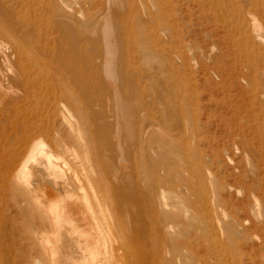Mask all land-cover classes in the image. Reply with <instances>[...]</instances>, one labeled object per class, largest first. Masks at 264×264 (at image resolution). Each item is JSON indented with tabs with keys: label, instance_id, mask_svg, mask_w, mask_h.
Listing matches in <instances>:
<instances>
[{
	"label": "rangeland",
	"instance_id": "374dc122",
	"mask_svg": "<svg viewBox=\"0 0 264 264\" xmlns=\"http://www.w3.org/2000/svg\"><path fill=\"white\" fill-rule=\"evenodd\" d=\"M0 1V256L135 264L147 252L158 264H264V0ZM51 16L73 25L76 46ZM72 50L77 79L55 69ZM28 145L36 149L24 173L15 160ZM187 165L202 176L214 228L187 205ZM17 174L32 195L16 187ZM64 206L68 221L41 230L46 209ZM14 238L20 253L6 247Z\"/></svg>",
	"mask_w": 264,
	"mask_h": 264
},
{
	"label": "bare ground",
	"instance_id": "6f19581e",
	"mask_svg": "<svg viewBox=\"0 0 264 264\" xmlns=\"http://www.w3.org/2000/svg\"><path fill=\"white\" fill-rule=\"evenodd\" d=\"M56 1V0H55ZM148 1H150V0H148ZM159 1V0H158ZM1 3H2V1H0ZM46 2H48V0H46ZM53 2V1H52ZM59 1H57L56 3L57 4H59L58 3ZM151 2V1H150ZM149 2V3H150ZM50 3V2H49ZM159 3V2H158ZM3 4V3H2ZM48 5V3H45V6L48 8L47 10L49 11V7L47 6ZM160 4H162L161 3V1H160ZM160 4H159V6H160ZM44 4H42L41 6H43ZM50 5V4H49ZM52 5V4H51ZM156 5V4H155ZM2 5L0 4V7H1ZM3 6H6V5H3ZM53 6V5H52ZM55 6V5H54ZM53 6V7H54ZM58 6V8L60 7L59 5H57ZM156 6H158V5H156ZM46 7H44V8H46ZM41 8H43V7H41ZM43 8V9H44ZM51 8V7H50ZM160 8H161V6H160ZM43 9H42V11H43ZM56 9V8H55ZM163 9V8H162ZM46 10V11H47ZM51 10L53 11V9L51 8ZM57 10V9H56ZM61 10V9H60ZM59 10V11H60ZM164 11V10H163ZM44 12V11H43ZM56 12V11H55ZM152 13V12H151ZM53 14L55 15V13L53 12ZM154 14V13H153ZM152 14V15H153ZM46 16V15H45ZM53 16V15H52ZM52 16H51V20H53L52 22L54 23V19L52 18ZM155 16V15H154ZM43 17V16H42ZM57 17H59V16H57ZM61 17V16H60ZM45 18H47V17H45ZM154 18V17H153ZM42 19V18H41ZM44 19V18H43ZM43 19H42V22H43ZM48 19V18H47ZM47 19H46V22H47ZM58 19V18H57ZM49 20V19H48ZM10 21V20H9ZM50 21V20H49ZM48 21V22H49ZM58 21H59V23L58 22H56V23H52L53 24V26L52 27H54V28H57L60 32H61V37H62V39L61 40H67L69 43H71L72 45H73V47L74 46H76V43H77V41L76 40H74L73 39V33H71L70 31L71 30H73V25L70 23V24H64L65 22H63V24L62 23H60V21H62V20H59L58 19ZM40 22V21H39ZM39 22H37V24L39 23ZM42 22H41V24L40 25H42ZM47 22V23H48ZM68 22V21H67ZM35 23H36V20H33L32 21V24L33 25H35ZM29 24V23H28ZM43 24H45V22L43 23ZM49 24V23H48ZM46 25V27H44L45 29L46 28H48V25L47 24H45ZM45 25H43V26H45ZM1 27L2 26H4V25H0ZM29 27H32L31 25L29 26ZM51 27V28H52ZM91 27V26H90ZM43 27H41V29H42ZM2 29V28H1ZM1 29H0V33H1ZM40 29V28H39ZM43 30V31H45L44 33H48L47 32V30L48 29H46V30ZM29 30H31V29H29ZM28 30V31H29ZM35 30H38V29H36L35 28ZM52 30H54V29H52ZM58 30H57V32H58ZM3 31V30H2ZM4 31H7V30H5L4 29ZM51 31V30H50ZM257 31V30H256ZM35 32V31H34ZM34 32H32V33H34ZM36 32H39V31H36ZM54 32V31H53ZM53 32H50V33H53ZM55 32H56V30H55ZM59 32V33H60ZM5 33V32H4ZM31 33V34H32ZM259 33V32H258ZM41 34V33H40ZM46 34H44L43 36H47L48 37V34L46 35ZM54 34V33H53ZM263 34V33H262ZM37 35V34H36ZM50 35V34H49ZM31 36V35H30ZM34 36V35H33ZM33 36H31V37H33ZM38 36V35H37ZM36 36V37H37ZM51 36H52V34H51ZM256 36V35H255ZM29 37V36H28ZM40 37H42V36H40L39 35V38ZM50 37V36H49ZM48 37V38H49ZM46 38V37H45ZM51 38V37H50ZM52 38H54V36L52 37ZM257 38V37H256ZM262 38V37H261ZM29 39H31L30 37H29ZM41 39V38H40ZM40 39H39V41H38V39H37V41L40 43ZM47 39V38H46ZM45 39V40H46ZM55 39V38H54ZM44 39L42 40L43 41V43L45 44V41ZM48 40H50V39H48ZM257 40V39H256ZM30 41V40H29ZM33 41H36V40H32L31 41V43L33 42ZM36 41V42H37ZM53 41V40H52ZM262 41V40H261ZM37 42V43H38ZM46 42H48V41H46ZM50 42V41H49ZM262 43V42H261ZM264 43V42H263ZM262 43V44H263ZM49 44V43H48ZM47 44V45H48ZM34 45H35V43H34ZM39 45H42V44H39ZM29 46H32V44H30ZM43 46H46V45H43ZM47 47V46H46ZM43 48V47H42ZM47 49V48H46ZM245 49V48H244ZM262 49H263V47H262ZM261 49V50H262ZM35 50V49H34ZM73 51L74 50H72V55H71V57L69 58V57H67L66 58V56H62V57H60V60H59V68L58 67H56L55 69H61V70H68L69 71V73L72 75V77H73V75H74V77H75V75H76V79H77V72H78V70H77V63L76 62H73L74 60V53H73ZM250 51V50H249ZM241 52H243V51H241ZM248 52V51H247ZM244 53V52H243ZM250 53V52H249ZM249 53H247V54H249ZM260 53V50L258 51V53L256 54V55H258ZM251 54V53H250ZM264 54V53H263ZM108 55V54H107ZM253 55V54H252ZM262 55V54H261ZM261 55H258L259 57L261 56ZM245 56H247V55H245ZM248 57V56H247ZM255 57V56H254ZM254 57H253V59H254ZM32 58V57H31ZM246 58V57H245ZM249 59V58H248ZM35 60V59H34ZM33 60V61H34ZM36 60H37V58H36ZM263 60H264V58H263ZM251 61V60H250ZM253 61H255V60H253ZM31 62V61H30ZM248 62V61H247ZM37 63H39V62H37ZM250 63V62H249ZM39 64H41V63H39ZM60 64H61V66H60ZM247 64V63H246ZM254 64H256V63H254ZM254 64L252 65V66H254ZM43 65H46V64H43ZM248 65V64H247ZM260 65H261V63H260ZM37 66V65H36ZM249 66V65H248ZM248 66H247V68H248ZM256 66H258V65H256ZM256 66H254V68L256 67ZM261 66H264V65H261ZM250 67H251V65H250ZM260 67V66H259ZM39 68V67H38ZM47 68V67H46ZM253 68V69H254ZM262 68V67H261ZM37 70V69H36ZM42 70L43 69H41V73H43L42 72ZM45 70V69H44ZM60 70V71H61ZM264 70V69H263ZM51 71V70H50ZM52 71H54V70H52ZM55 71H57V70H55ZM253 72H254V70H253ZM256 72V71H255ZM254 72V73H255ZM254 73L252 74V75H254ZM35 74H36V72H35ZM48 74L50 75V73L48 72ZM60 74H62V73H60ZM246 74V73H245ZM250 74V75H251ZM44 75H46V73L45 74H43V77H45ZM57 75V74H56ZM64 75H67V74H65L64 73ZM248 75V74H247ZM50 76H52V74L50 75ZM55 76V75H54ZM53 76V77H54ZM257 76H259V75H257ZM63 77V76H62ZM253 77V76H252ZM39 78V77H38ZM50 78V77H49ZM57 78V77H56ZM245 78H247L246 77V75H245ZM254 78H256V77H254ZM44 79V78H43ZM54 79V78H53ZM58 79H60V78H58ZM74 79V78H73ZM38 80H40V79H38ZM37 80V81H38ZM243 80V79H242ZM248 80H249V77H248ZM247 80V81H248ZM251 80L252 81H256L257 79H252L251 78ZM262 80H264V79H262ZM36 81V80H35ZM36 81V82H37ZM45 81H46V79H45ZM244 81V80H243ZM245 82V81H244ZM264 82V81H263ZM40 83V82H39ZM45 83V82H44ZM248 83H250V82H248ZM252 83V82H251ZM248 84V85H255V84H257L256 82H255V84L254 83H252V84ZM261 83V82H260ZM244 84V83H243ZM246 84H247V82H246ZM262 84H264V83H262ZM244 86H246V85H244ZM253 86H252V89H253ZM255 86H260V85H255ZM255 86H254V88H255ZM39 87H42L41 85L39 86ZM264 87V86H263ZM44 88V87H43ZM45 88H46V86H45ZM62 88V87H61ZM249 88V87H248ZM250 89V88H249ZM63 90V88L61 89V91ZM251 90V89H250ZM250 90H249V92H250ZM57 91H60V90H54V94H56L57 93ZM61 94H62V92H61ZM263 96H264V94H262ZM11 96V95H10ZM10 96H9V98H10ZM261 96V95H260ZM247 97V96H246ZM12 99V98H11ZM10 99V100H11ZM255 99V98H254ZM258 99V98H257ZM260 99V98H259ZM263 99V98H262ZM9 100V101H10ZM247 100V99H246ZM244 101H245V99H244ZM248 101V100H247ZM257 101V100H256ZM258 101H260V100H258ZM8 101L6 100V102L5 103H7ZM264 102V101H263ZM246 104V103H245ZM248 105H249V102H248ZM250 106H251V104H250ZM254 106V105H253ZM255 108V107H254ZM251 109V108H250ZM254 110V109H253ZM252 112V111H251ZM186 120V119H185ZM187 129V128H186ZM194 130V129H193ZM187 131V130H186ZM190 131H191V129H190ZM189 131V132H190ZM194 132V131H193ZM190 134V133H189ZM192 135V134H191ZM190 137V136H189ZM192 137H193V135H192ZM165 138H167V137H165ZM192 139H190V141H191ZM167 141V140H166ZM194 141V140H193ZM41 142V141H40ZM40 142H38V143H40ZM186 143H188L187 141L185 142V144ZM37 144V143H36ZM35 144V145H36ZM184 144V145H185ZM193 147V146H192ZM186 148V147H185ZM34 149H36V148H33L32 147V149H30V146L28 145L27 146V148H26V150H25V152L24 153H26V152H28V150L30 151L28 154H29V157L27 158L26 157V159L24 158L23 159V156H24V153L22 154V156L20 155L19 157H18V159L17 160H15L16 162V164L17 165H20L21 164V168H22V170H23V172L25 173H28L29 172V168H28V162H29V159H31L32 157H33V153H34ZM192 149V148H191ZM184 150V149H183ZM173 151V150H172ZM171 151V156H172V158H173V156H174V152H172ZM192 151H194V150H192ZM124 152V151H123ZM196 152H197V150H196ZM41 153L42 154H44L45 156H48L45 152H44V150H41ZM51 153V152H50ZM32 154V155H31ZM175 154H176V151H175ZM178 154V153H177ZM192 154V153H191ZM190 154V155H191ZM179 155V154H178ZM184 156H185V153L183 154ZM188 155V154H187ZM189 155V157H192V156H190ZM192 155H194V154H192ZM28 156V155H27ZM125 156V155H124ZM183 157V156H182ZM180 159V158H179ZM186 159V158H185ZM182 160V159H181ZM183 160H184V158H183ZM182 160V161H183ZM191 160H193V159H191ZM172 161V160H171ZM174 161V160H173ZM180 163H181V161H180ZM180 163H178V165H182V164H184V163H182V164H180ZM187 163H189V162H187ZM193 165H194V163H193ZM49 166V167H48ZM47 167L48 168H52V165H51V163H49V165H48ZM182 166H184V165H182ZM180 167L179 166V168L181 169V172H182V170L185 168H183V167ZM187 166H189V165H187ZM195 166V165H194ZM192 167V168H190V166L189 167H187L188 168V170H186V168H185V172H186V176L187 177H185L183 180H184V182H185V187L184 188H186V190L188 191V193H191L193 196L192 197H194V200H192V201H190L189 200V197H188V200L186 199V201L187 202H189L190 204H187V205H190V207H192V209H196L197 211L200 209L201 211L202 210H204V215H205V217L204 218H202L203 219V221H204V225L205 224H207V228H209V227H211L212 226V228H214V226H215V224L217 225V222H216V218L214 219L213 217V213H214V211H215V207L214 206H212V205H209L208 203H209V198L206 196L207 194H206V191H205V186H204V184H203V180H202V176H201V179H199L200 177H199V175H198V173L196 172V167ZM183 168V169H182ZM199 170V169H198ZM202 170V169H201ZM180 172V173H181ZM184 172V173H185ZM18 173V172H17ZM183 173V174H184ZM22 174V173H21ZM182 174V175H183ZM203 174V173H202ZM15 175V174H14ZM24 176V175H23ZM177 176V175H176ZM185 176V175H184ZM13 177H16V187H18V188H20L24 193H29V194H31L32 195V192L34 191L35 192V186L32 184V182H29V181H26L25 179H22L20 176H18V174H17V176H13ZM180 177V176H179ZM169 179V178H168ZM21 180V181H20ZM159 180V179H158ZM157 180V181H158ZM179 180V179H178ZM177 182V181H176ZM183 182V181H182ZM14 182H13V180L11 179L10 180V185H13V184H15ZM167 183V182H166ZM72 184V183H71ZM14 186V185H13ZM65 187H67V190L71 187L70 186V182H65V184H64V186H63V188L65 189ZM37 188V187H36ZM133 188V187H132ZM161 188V187H160ZM134 189H136V188H134ZM133 189V190H134ZM16 190H18V189H16ZM129 190V189H128ZM158 190V189H157ZM181 190V189H180ZM129 191H131V190H129ZM18 192V191H17ZM17 192H16V194H17ZM128 192V191H127ZM20 193V195H21V193L22 192H19ZM132 193H134V192H132ZM164 193V192H163ZM181 193V192H180ZM126 194V193H125ZM129 193H127V197L129 196L128 195ZM161 194V193H160ZM176 194V193H175ZM26 195V194H25ZM163 195V194H162ZM180 195V194H179ZM22 196H23V194H22ZM135 196V195H134ZM161 196V195H160ZM176 196V195H175ZM213 196V195H212ZM70 197V196H69ZM157 197H159V196H157ZM134 198H137V197H134ZM159 198H161V197H159ZM158 198V199H159ZM191 198V197H190ZM215 198V196H213V199ZM70 199V198H69ZM75 199V198H74ZM73 199V200H74ZM129 199H132V198H129ZM178 199H179V197H178ZM192 199V198H191ZM209 199V200H208ZM24 200V199H23ZM68 200V199H67ZM73 200L71 201V200H69V201H71V202H73ZM127 200V199H126ZM185 200V199H184ZM184 200H183V202H184ZM26 201V200H25ZM75 201V200H74ZM79 201V200H78ZM77 201V202H78ZM132 201V200H131ZM133 201H134V199H133ZM135 201H137V200H135ZM21 202V201H20ZM27 202V201H26ZM56 202V201H55ZM61 202V201H60ZM60 202H56L57 204V206H58V203H60ZM139 202V201H138ZM28 203V205H29V201L27 202ZM76 203V202H75ZM74 203V204H75ZM125 203V202H124ZM123 203V204H124ZM136 203V202H135ZM164 203V202H163ZM185 203V202H184ZM184 203H183V205L182 206H184ZM39 205H43V204H40V203H38ZM55 204V203H54ZM60 204H62V202L60 203ZM59 204V205H60ZM65 203H63L61 206H63ZM70 204V203H69ZM79 204V203H78ZM130 204V203H129ZM186 204V203H185ZM260 204V203H259ZM38 205V206H39ZM50 205V204H49ZM72 205V204H71ZM126 205V204H125ZM137 205L138 204H136V206L135 207H137ZM30 206V205H29ZM28 206V207H29ZM44 206V205H43ZM51 206V205H50ZM50 206H48L47 208H49ZM121 206V205H120ZM75 207V206H74ZM74 207H72L73 209H74ZM82 207V206H81ZM128 207H129V205H128ZM150 207V206H149ZM260 207V206H259ZM67 208V207H66ZM65 208V206L64 207H55V209H51V211H50V214H49V211H48V209H46V207H45V209L47 210L46 212H48V216H49V218H47L44 222H42V227H40V229L41 230H43L44 231V229L47 227V225H48V227H55V229H56V227L59 229L62 225H63V223L64 222H67L68 221V219H66L65 218V216L67 215V214H69L70 213V211H67V209ZM71 208V210L73 211V209ZM130 208H132V207H130ZM172 208V207H171ZM39 209H42V207L41 208H39ZM44 209V208H43ZM45 209L43 210V211H45ZM128 208H127V206H126V212H128V210H127ZM136 210H137V208H135ZM258 209H261V208H258ZM69 210V209H68ZM125 210V209H124ZM123 210V211H124ZM134 210V206H133V208H132V211ZM196 210L194 211V212H196ZM24 211V210H23ZM40 211V210H39ZM78 210L76 209V211L75 212H72V214H74V213H76ZM130 211V210H129ZM139 211V210H138ZM137 211V212H138ZM188 211H189V209H188ZM192 211V210H191ZM194 212L192 211V214H194ZM129 213V212H128ZM131 213V212H130ZM141 213H142V211H141ZM183 213V212H182ZM196 213H198V212H196ZM258 213H260V211H258ZM40 214V213H39ZM71 214V215H72ZM143 214V213H142ZM142 214L140 215V217L142 216ZM223 214V213H222ZM45 215V214H44ZM176 215H177V213H176ZM179 215V214H178ZM187 215V214H186ZM190 215H191V213H190ZM196 215V214H195ZM261 215V214H260ZM47 216V217H48ZM135 216H139V215H136L135 214ZM180 216V215H179ZM192 216V215H191ZM194 216V215H193ZM192 216V218H194V219H196L195 217H193ZM198 216H200V215H198ZM197 216V217H198ZM224 216V215H223ZM70 218H72L71 216H69ZM76 217V216H75ZM74 217V218H75ZM184 217V216H183ZM42 218V217H41ZM134 218V217H133ZM201 218V217H200ZM199 218V219H200ZM41 221H42V219H40ZM93 220V219H92ZM185 220H187L186 218H185ZM201 220V219H200ZM75 221V220H74ZM224 221V220H223ZM226 221V220H225ZM135 222V221H134ZM138 222V221H137ZM142 222V221H141ZM199 222V221H198ZM197 222V223H198ZM47 223V224H46ZM75 223V222H74ZM79 223V222H78ZM200 223H202V222H200ZM199 223V225H202L203 226V224H200ZM225 223V222H224ZM50 225V226H49ZM78 225V224H77ZM139 225H140V223H139ZM218 225H219V223H218ZM225 225V224H224ZM74 226H76V224H72V230H70L67 234H66V237H68V238H70V240L71 239H73V238H75V235H74ZM82 226V225H81ZM221 226V225H220ZM223 226V225H222ZM169 226H167V228H168ZM37 228H39V225H38V227ZM212 228H210L209 229V231H208V233H211L212 231H213V229ZM54 229V230H55ZM130 229V228H129ZM147 229V225L145 224L144 225V230H146ZM169 229V228H168ZM39 229H37L36 231H38ZM50 230V229H49ZM53 230V229H52ZM57 230V229H56ZM56 230H55V232H56ZM230 230V229H229ZM228 230V231H229ZM35 230H34V232L35 233H37ZM42 231V232H43ZM230 232V231H229ZM44 233V232H43ZM53 234V233H52ZM51 234V235H52ZM54 234H56V233H54ZM140 234V232L138 231V235ZM35 235V234H34ZM42 235V234H41ZM137 235V236H138ZM141 235V234H140ZM139 235V236H140ZM44 236V235H43ZM42 236V237H43ZM47 236V235H46ZM142 236V235H141ZM207 236H208V238H210V235L209 234H207ZM22 237L23 238H25V239H27V243L29 242V241H31L30 240V238H29V236H28V233L27 234H20V238H18L19 240H21L22 239ZM31 237H32V235H31ZM36 237L38 238L39 237V235L38 234H36ZM36 237H33V239L34 238H36ZM109 238V237H108ZM138 238V240H140L139 239V237H137ZM136 238V239H137ZM144 238V237H143ZM99 239V238H98ZM141 239H142V237H141ZM19 240H15V238L14 239H12L11 241H9L8 242V244H6V247H8V248H12V250H15V252H21V249L23 248L22 247V245H20V241ZM46 240H48V239H46ZM60 240V239H59ZM63 240V239H62ZM62 240H61V242H62ZM134 240V239H133ZM138 240H136V241H138ZM223 240V239H222ZM64 241V240H63ZM67 241H68V239L67 238H65V243H67ZM101 241V240H100ZM33 242V241H32ZM140 242V241H139ZM138 242V243H139ZM144 242V241H143ZM26 243V244H27ZM34 243V242H33ZM63 243V242H62ZM137 243V244H138ZM94 244H95V242H94ZM98 244V243H97ZM146 244V243H145ZM149 244V243H148ZM106 245H107V243H106ZM139 245H140V243H139ZM157 244H156V242H155V246H156ZM45 246V245H44ZM102 246V245H101ZM107 246H109V243H108V245ZM222 246V245H221ZM29 247V246H28ZM47 247V246H46ZM46 247H44V248H46ZM87 247H91V246H87ZM95 247V246H94ZM125 247V246H124ZM129 247H130V244H129ZM139 247V246H138ZM147 247V246H146ZM156 247H158V245L156 246ZM155 247V248H156ZM5 248V247H4ZM33 248V247H32ZM31 248V249H32ZM103 249L105 248L104 246L102 247ZM131 248V247H130ZM155 248H153V249H155ZM223 248V247H222ZM30 249V250H31ZM49 249V248H48ZM55 249H56V247H55ZM54 249V250H55ZM102 249V250H103ZM105 249H107V248H105ZM133 250H134V248H132ZM131 249V251H129V252H133V250ZM165 248H163V250H164ZM29 250V251H30ZM43 250V249H42ZM93 250V249H92ZM95 250H97V249H95ZM162 250V251H163ZM173 250V249H172ZM11 251V250H10ZM28 251V250H27ZM28 251V252H29ZM31 251H33L34 252V249L33 250H31ZM30 251V252H31ZM101 251V250H100ZM157 251V250H156ZM103 252V251H102ZM171 252V251H170ZM175 252V251H174ZM12 253H13V251L11 252V254H8V255H11V256H5L4 255V257L3 256H0V264H11V261H13L15 258L13 257L12 258ZM35 253V252H34ZM37 253V252H36ZM81 253L84 255L85 254V251L83 250V249H81ZM97 253H100V252H97ZM134 253V252H133ZM153 253H154V250H153ZM215 253H217V252H215ZM14 254V253H13ZM29 254V253H28ZM32 254V252L30 253V255ZM46 254H47V252H46ZM96 254V253H95ZM94 254V255H95ZM104 254V253H103ZM130 254V253H129ZM152 254V253H151ZM156 254V253H155ZM164 254H165V251H164ZM172 254H173V251H172ZM176 254V253H175ZM184 254V253H183ZM226 254V253H225ZM3 255V254H2ZM16 255V254H15ZM17 255H19V254H17ZM36 256H37V254H35ZM45 255V254H44ZM100 255V254H99ZM105 255V254H104ZM104 255H102V256H104ZM111 256H112V253L110 254ZM113 255H114V253H113ZM126 255H128V253L126 254ZM132 255V254H131ZM167 255H168V253H167ZM217 255H221V253H217ZM33 256V255H32ZM30 256L32 259L34 258L35 260H34V262L36 261V258L33 256ZM154 255H149L147 252H146V254L145 255H143V256H139L138 258H140V260H136V258H135V264H158V262L159 261H161V259L160 260H158L156 257H153ZM170 256V255H169ZM179 256V255H178ZM26 257H29V256H26ZM106 259H107V257H110V256H108V255H106V256H104ZM113 257H115V256H113ZM119 257H120V255H119ZM126 257H128V256H126ZM130 257V256H129ZM129 257L127 258V260L129 259ZM132 257V256H131ZM134 257V256H133ZM132 257V258H133ZM160 257V256H159ZM165 257V256H164ZM163 257V258H164ZM167 257V256H166ZM180 257V256H179ZM218 257H222V256H217V259H218ZM18 258H19V256H18ZM31 258H29V259H26V260H28V261H26L27 262V264H29L30 262L32 263V259ZM98 258V257H97ZM137 258V259H138ZM163 258H162V260H163ZM170 258V257H169ZM227 258V257H226ZM21 259H22V257H20V259H19V261H21ZM104 260V258L103 259H101V260H104V261H100V262H98V263H95V262H93V261H90V262H88V263H82V264H110L111 262H114V260L113 261H110V260ZM109 259V258H108ZM114 259V258H113ZM121 259V258H120ZM124 259H126V258H124ZM98 260V259H97ZM18 260H17V262H19ZM30 261V262H29ZM41 261V260H40ZM39 261V262H40ZM53 261V260H52ZM71 263L72 264H81V263H78V262H76L77 261V259H76V257H71ZM126 261V260H125ZM134 261V260H133ZM132 261V262H133ZM170 261V260H169ZM16 262V263H17ZM33 262V263H34ZM51 262V261H50ZM49 262V263H50ZM131 262V261H130ZM182 262V261H181ZM187 262V261H186ZM230 262V261H229ZM38 262L36 261V264H37ZM126 263V262H125ZM129 263V262H128ZM35 264V263H34ZM48 264V263H47ZM53 264H56L55 262L53 263ZM67 264H69V263H67ZM113 264V263H112ZM131 264V263H130ZM221 264V263H220ZM223 264V263H222Z\"/></svg>",
	"mask_w": 264,
	"mask_h": 264
}]
</instances>
